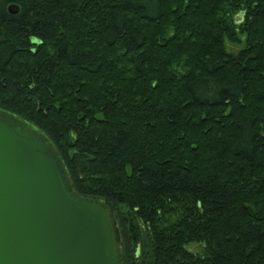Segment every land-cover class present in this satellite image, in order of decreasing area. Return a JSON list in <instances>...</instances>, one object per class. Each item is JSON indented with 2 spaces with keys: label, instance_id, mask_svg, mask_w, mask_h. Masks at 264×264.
<instances>
[{
  "label": "trees",
  "instance_id": "obj_1",
  "mask_svg": "<svg viewBox=\"0 0 264 264\" xmlns=\"http://www.w3.org/2000/svg\"><path fill=\"white\" fill-rule=\"evenodd\" d=\"M0 110L112 210L122 264H264V0H0Z\"/></svg>",
  "mask_w": 264,
  "mask_h": 264
},
{
  "label": "water",
  "instance_id": "obj_2",
  "mask_svg": "<svg viewBox=\"0 0 264 264\" xmlns=\"http://www.w3.org/2000/svg\"><path fill=\"white\" fill-rule=\"evenodd\" d=\"M121 252L112 210L72 190L40 129L0 110V264H122Z\"/></svg>",
  "mask_w": 264,
  "mask_h": 264
},
{
  "label": "rangeland",
  "instance_id": "obj_3",
  "mask_svg": "<svg viewBox=\"0 0 264 264\" xmlns=\"http://www.w3.org/2000/svg\"><path fill=\"white\" fill-rule=\"evenodd\" d=\"M245 48V44H232L229 43L228 41L226 42V49L230 53H238L241 49ZM191 249L193 248L192 246L190 247ZM194 251H200L199 246H194Z\"/></svg>",
  "mask_w": 264,
  "mask_h": 264
},
{
  "label": "flooded vegetation",
  "instance_id": "obj_4",
  "mask_svg": "<svg viewBox=\"0 0 264 264\" xmlns=\"http://www.w3.org/2000/svg\"><path fill=\"white\" fill-rule=\"evenodd\" d=\"M12 125H13L15 128L23 127V126H22L23 124H21V122H18V121L12 123ZM30 137H31V136H30Z\"/></svg>",
  "mask_w": 264,
  "mask_h": 264
}]
</instances>
